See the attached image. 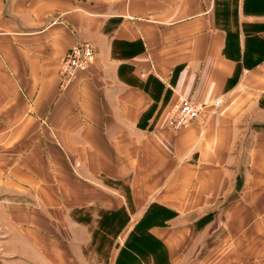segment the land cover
I'll use <instances>...</instances> for the list:
<instances>
[{
    "label": "crops",
    "instance_id": "1",
    "mask_svg": "<svg viewBox=\"0 0 264 264\" xmlns=\"http://www.w3.org/2000/svg\"><path fill=\"white\" fill-rule=\"evenodd\" d=\"M0 264H264V0H0Z\"/></svg>",
    "mask_w": 264,
    "mask_h": 264
},
{
    "label": "built area",
    "instance_id": "2",
    "mask_svg": "<svg viewBox=\"0 0 264 264\" xmlns=\"http://www.w3.org/2000/svg\"><path fill=\"white\" fill-rule=\"evenodd\" d=\"M95 57L96 51L90 42L76 43L60 62L61 85L66 86L79 72L87 70ZM221 101L222 99L218 98L215 103L219 104ZM206 115L207 105L204 102L179 95L168 111L167 125L173 130H178L195 121H203Z\"/></svg>",
    "mask_w": 264,
    "mask_h": 264
},
{
    "label": "trees",
    "instance_id": "3",
    "mask_svg": "<svg viewBox=\"0 0 264 264\" xmlns=\"http://www.w3.org/2000/svg\"><path fill=\"white\" fill-rule=\"evenodd\" d=\"M117 214H118V213H117ZM118 220H119V216H117L116 213H115V214H113L111 217H106V220H105V221H107L108 224H110L111 226H114L115 223H116ZM119 224H120V222H119ZM119 224H118V225H119Z\"/></svg>",
    "mask_w": 264,
    "mask_h": 264
},
{
    "label": "rangeland",
    "instance_id": "4",
    "mask_svg": "<svg viewBox=\"0 0 264 264\" xmlns=\"http://www.w3.org/2000/svg\"><path fill=\"white\" fill-rule=\"evenodd\" d=\"M195 122H204V119H203V121H195ZM195 122H194V123H195ZM166 124H167V121H166ZM167 127L170 128L168 125H167ZM170 129H171V128H170ZM178 130H179V129H178ZM117 223H118V222H117ZM109 238L111 239V237H109Z\"/></svg>",
    "mask_w": 264,
    "mask_h": 264
}]
</instances>
